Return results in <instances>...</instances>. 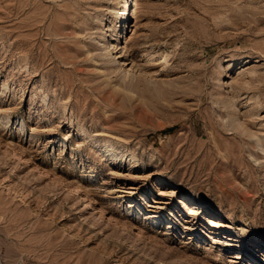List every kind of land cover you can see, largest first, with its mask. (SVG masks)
Here are the masks:
<instances>
[{"label": "rangeland", "instance_id": "obj_1", "mask_svg": "<svg viewBox=\"0 0 264 264\" xmlns=\"http://www.w3.org/2000/svg\"><path fill=\"white\" fill-rule=\"evenodd\" d=\"M134 2L0 0V264H264V0Z\"/></svg>", "mask_w": 264, "mask_h": 264}, {"label": "bare ground", "instance_id": "obj_2", "mask_svg": "<svg viewBox=\"0 0 264 264\" xmlns=\"http://www.w3.org/2000/svg\"><path fill=\"white\" fill-rule=\"evenodd\" d=\"M134 3H136V4H137V3H138V0H136V2H134ZM136 4H135V5H136ZM135 7H136V6H135ZM109 46H110V48H111V49H114V47H115L114 43H113V44H112V43H111V44H109ZM105 142H106V143H108V142H109V140H107V141H105ZM114 143H115V142H114ZM116 143H117V142H116ZM113 146H114V144H113ZM181 201H182V200H181ZM193 201H194V200H193ZM186 202H187V201H186ZM194 203H195V202H194Z\"/></svg>", "mask_w": 264, "mask_h": 264}]
</instances>
